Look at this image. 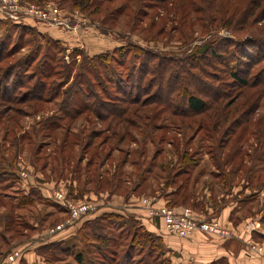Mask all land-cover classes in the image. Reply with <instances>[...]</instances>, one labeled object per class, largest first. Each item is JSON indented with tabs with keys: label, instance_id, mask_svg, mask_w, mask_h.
<instances>
[{
	"label": "rangeland",
	"instance_id": "rangeland-1",
	"mask_svg": "<svg viewBox=\"0 0 264 264\" xmlns=\"http://www.w3.org/2000/svg\"><path fill=\"white\" fill-rule=\"evenodd\" d=\"M22 1L54 4L70 38L61 41L53 36L58 26L37 19L0 16V74L26 76L24 85L37 84L41 95L25 99L26 87H0V245L65 233L52 242L69 250L50 245L46 264H169L136 220H152L146 198H167L218 220L220 209L231 206L230 224L219 220L229 235L211 236L240 239L246 258L264 257V85L235 82L233 62L215 49L226 41L232 50L231 42L246 34L264 38V0L257 20L249 18L235 36L224 20L235 5L251 10L248 0ZM39 62L49 68L35 71ZM215 88L224 95L220 102L209 96L211 107L199 116L184 113L188 94ZM126 97L134 102L120 118L98 116L102 105ZM127 117L133 125L116 123ZM186 152L189 165L181 158ZM180 184L186 188L170 195ZM57 188L72 201L92 202L91 212L101 209L102 235L85 222L69 234L82 216L70 220L53 196Z\"/></svg>",
	"mask_w": 264,
	"mask_h": 264
},
{
	"label": "trees",
	"instance_id": "trees-1",
	"mask_svg": "<svg viewBox=\"0 0 264 264\" xmlns=\"http://www.w3.org/2000/svg\"><path fill=\"white\" fill-rule=\"evenodd\" d=\"M248 1L251 5L253 4V6L251 7V10H249L250 6L247 8L242 7L239 10V8L236 9V5H235L234 9L230 12V14H227V16H226L227 18L224 20V22L227 23V24H224V27H227L228 29H230L231 32H233L234 36H235V33H239L240 30L247 28L250 25V24H247L248 23L247 21L249 18H252L253 20H257V16H259L261 14V4H262L263 0H248ZM225 10L226 11L224 13H229V12H227V11H229V9H225ZM237 10H239V12H238V15L236 17V20L233 22V20H234V17H233L234 12L233 11H237ZM5 25H7V24H5ZM5 29L7 30V28H5ZM239 37L240 38H237L236 40H233V42H231V45L233 46L232 50H228L227 46H229V45L225 44L226 41L218 42V44H217L218 47H216L215 49L219 48L223 53H225V56H227L228 60L229 61L231 60V62H233V66L229 72V75L231 76V78H233V80L235 82H237L240 85L245 86V87L255 88L258 86H263L264 85V65H262L255 72H253V68L255 65L260 64L264 61V38H262V37L258 38L254 35H251V34H246V35L239 36ZM221 39L224 40V38H220V40ZM2 47H3V42H0V48H2ZM1 55L2 54H0V60L2 59V56H3V55L2 56ZM97 59L102 60L103 56L97 55ZM158 65H161V64L158 63ZM42 66H43V68L41 70H43V71H45L46 69L49 68L48 65L44 64L43 62H39L38 67H35V71L39 70L40 67H42ZM159 69H162V68H159ZM12 71L3 70L2 74H0V87L1 88H5V87L11 85L12 88H14V90L16 91L19 88L26 87V89H27L26 93L22 94V96H24L25 99L28 96H30L31 99L32 98H35V99L41 98L40 94L36 95L34 92L36 90L37 84H33L31 87L25 86L24 85V79H25L24 77H26V76L17 75L16 72L14 74H11ZM151 71H152V68L148 67L147 72L152 73ZM249 75H252V76L250 77ZM86 90H88L87 87L83 88L81 93L86 94ZM215 90L216 91H214L213 93L209 92V94H207L203 91L198 92L196 94L195 93L188 94L185 98V103H186L187 109L184 113H190V115H195L197 117L204 111V109H206L207 107L208 108L211 107L210 106L211 102L209 100V96L216 97L215 101H219L220 99H222L224 97V95L219 92L218 88H215ZM79 93H80V91H79ZM132 102H134V101L129 100L128 97H126L124 99L120 98L119 100L115 99L111 105H107V106L102 105L103 110L105 109L104 114H98V116L107 117V115H106V113H107L109 116H112V118H120L122 115H124L126 113L127 105L129 103H132ZM233 103H234V101L230 102V104H233ZM230 104H225L224 108L229 107ZM138 110H140V109H138ZM236 111H238V108L234 109V112H236ZM132 116L134 119H136V121L138 120V122L140 120H142V118H143L142 113L137 112V111L134 112V114L132 113ZM144 117H146V116H144ZM130 118H132V117H127L125 119L118 120V121H116V123L119 124L120 123L119 121H125V122L128 121L129 125H133L130 121L131 120ZM234 120L232 121L231 125H234L235 122L239 121L238 119H236L235 121ZM135 124L136 123H134V125ZM232 127H234V126H232ZM124 135H125V133L123 132L122 136H124ZM181 158L183 159V164L189 165L190 160H189V155L187 152H186V154H183ZM100 179H101V177L99 175L98 180H100ZM185 188L183 187V184H180L174 191H171L169 193H170V195H175L176 193H179L178 191H180L181 189L184 190ZM185 193L186 192H180V194H181L180 198L182 200H184L186 198ZM26 201L28 203L32 202V200H30V201L26 200ZM165 203L168 205H171V206H175L179 202L174 200V199H168ZM107 217H109V216H107ZM112 218L120 219V216L115 215V216H112ZM99 219L100 218L98 216V217H96L90 221L85 222L86 224L91 223L89 225V229H91L90 231L93 235H97V233L99 231H100V235H102L103 226L99 222ZM80 227L78 229H80ZM141 230L145 231L143 229H141ZM149 235H151V233H149ZM136 236L137 235L135 232L133 234L134 239L136 238ZM24 239H28V238H24ZM156 240H157V238H156ZM21 241H23V240H21ZM55 243L56 242H50L49 244H44V245L39 247V254L44 258L45 264L47 263L46 258H50L52 256L53 250H58L61 252H67L69 250V248L56 245ZM157 243H158L157 253L159 255V250L163 251V249H162L160 242L158 241ZM16 244H17V242L6 243V245L3 247H2V245H0V258L4 254L9 252V250H11L12 247H15ZM50 245H53L54 248H53V250H49L46 254V249H47V247H50ZM43 253H45V255ZM74 257H75V260L77 262L82 260L79 253L76 254Z\"/></svg>",
	"mask_w": 264,
	"mask_h": 264
},
{
	"label": "crops",
	"instance_id": "crops-1",
	"mask_svg": "<svg viewBox=\"0 0 264 264\" xmlns=\"http://www.w3.org/2000/svg\"><path fill=\"white\" fill-rule=\"evenodd\" d=\"M43 28L48 30L53 27ZM54 31V34L56 35L53 36L61 39V41L70 38L67 34L68 31H66L67 33L65 32L66 34L61 30L56 29ZM79 32L83 31L79 30ZM86 32L88 31L83 33ZM71 39L74 40L77 38L76 36H73ZM103 50L105 49L98 50L95 53H99ZM167 200V198H160L157 200V203L162 204ZM100 210L97 209L94 212L83 215L80 220L77 221L74 232H70L69 234L73 235L84 222L98 217L100 215ZM230 211L231 206H223L217 215L219 220L230 224ZM136 220L139 221V227L143 230L149 231V233L157 238L163 249V257L167 259L169 264H264V257L255 259L246 258L244 253L246 247H244L245 244L240 239L230 238L226 240H218L216 236H207L200 232H195L188 237H180L166 232L161 222L158 220H150L149 222L147 219L141 218V216L136 217ZM39 236L40 235L32 236L29 239L17 242L15 246L24 249L23 258L21 259L20 264H45L44 258L39 254V247L48 242H52L53 240L65 239L69 235L62 233L59 238L55 237L48 241H43Z\"/></svg>",
	"mask_w": 264,
	"mask_h": 264
},
{
	"label": "built area",
	"instance_id": "built-area-1",
	"mask_svg": "<svg viewBox=\"0 0 264 264\" xmlns=\"http://www.w3.org/2000/svg\"><path fill=\"white\" fill-rule=\"evenodd\" d=\"M0 16L10 18L16 23H25L29 18L37 19L44 24L55 25L62 30L68 27L64 13L51 3L38 6L22 0H0ZM62 28V29H61ZM54 198L70 212V220L78 219L95 209V205L86 200L72 201L65 197L64 192L57 188L53 192ZM155 198H146L147 215L152 220L161 222L169 234L188 237L195 232L228 236L229 230L216 218H205L198 215L188 206H171L166 203L157 204ZM262 248L258 247L257 251ZM24 249L15 247L0 258V264H20Z\"/></svg>",
	"mask_w": 264,
	"mask_h": 264
}]
</instances>
